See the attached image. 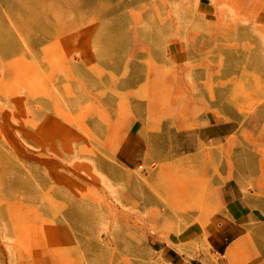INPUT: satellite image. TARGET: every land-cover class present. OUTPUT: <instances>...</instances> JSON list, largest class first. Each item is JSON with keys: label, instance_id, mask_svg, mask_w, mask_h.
I'll list each match as a JSON object with an SVG mask.
<instances>
[{"label": "rangeland", "instance_id": "obj_1", "mask_svg": "<svg viewBox=\"0 0 264 264\" xmlns=\"http://www.w3.org/2000/svg\"><path fill=\"white\" fill-rule=\"evenodd\" d=\"M0 264H264V0H0Z\"/></svg>", "mask_w": 264, "mask_h": 264}, {"label": "bare ground", "instance_id": "obj_2", "mask_svg": "<svg viewBox=\"0 0 264 264\" xmlns=\"http://www.w3.org/2000/svg\"><path fill=\"white\" fill-rule=\"evenodd\" d=\"M173 202L175 203H181L182 200L179 198L178 194H175L174 197H173ZM209 216V213H201V216H200V222L201 223H204L207 218ZM209 219V218H208ZM237 245H238V242H234L232 243L226 250V254L230 257L231 255H233L234 253V250L237 248Z\"/></svg>", "mask_w": 264, "mask_h": 264}, {"label": "crops", "instance_id": "obj_3", "mask_svg": "<svg viewBox=\"0 0 264 264\" xmlns=\"http://www.w3.org/2000/svg\"><path fill=\"white\" fill-rule=\"evenodd\" d=\"M234 241V240H233Z\"/></svg>", "mask_w": 264, "mask_h": 264}]
</instances>
